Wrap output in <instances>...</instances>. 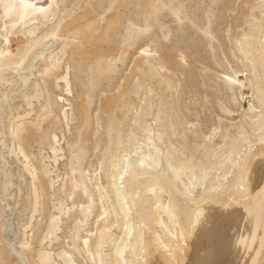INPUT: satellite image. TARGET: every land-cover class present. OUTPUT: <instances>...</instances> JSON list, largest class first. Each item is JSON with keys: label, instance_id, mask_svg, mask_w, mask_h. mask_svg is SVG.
Returning <instances> with one entry per match:
<instances>
[{"label": "bare ground", "instance_id": "bare-ground-1", "mask_svg": "<svg viewBox=\"0 0 264 264\" xmlns=\"http://www.w3.org/2000/svg\"><path fill=\"white\" fill-rule=\"evenodd\" d=\"M0 264H264V0H0Z\"/></svg>", "mask_w": 264, "mask_h": 264}, {"label": "snow or ice", "instance_id": "snow-or-ice-1", "mask_svg": "<svg viewBox=\"0 0 264 264\" xmlns=\"http://www.w3.org/2000/svg\"><path fill=\"white\" fill-rule=\"evenodd\" d=\"M7 7H15L14 5H9V6H7ZM23 7L25 8V9H29V8H31V7H33V5H31V4H28V3H25L24 5H23ZM50 7H51V5H50Z\"/></svg>", "mask_w": 264, "mask_h": 264}]
</instances>
